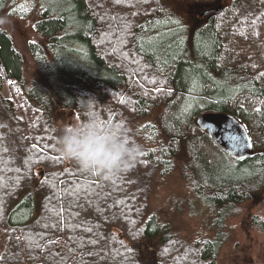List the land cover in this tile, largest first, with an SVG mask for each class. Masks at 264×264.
Returning a JSON list of instances; mask_svg holds the SVG:
<instances>
[{
  "label": "trees",
  "instance_id": "1",
  "mask_svg": "<svg viewBox=\"0 0 264 264\" xmlns=\"http://www.w3.org/2000/svg\"><path fill=\"white\" fill-rule=\"evenodd\" d=\"M215 1L0 0L40 36L27 79L0 27V264H144L143 244L151 264H217L215 239L179 237L150 205L176 169L215 220L264 197V0L199 16ZM63 111L123 130L139 160L110 179L82 171L58 145ZM206 111L234 115L253 154L226 153L196 124Z\"/></svg>",
  "mask_w": 264,
  "mask_h": 264
},
{
  "label": "rangeland",
  "instance_id": "2",
  "mask_svg": "<svg viewBox=\"0 0 264 264\" xmlns=\"http://www.w3.org/2000/svg\"><path fill=\"white\" fill-rule=\"evenodd\" d=\"M188 9L189 6L186 9L187 17L191 18ZM0 27L11 34L15 46L24 55L25 76L30 79L37 65L30 54V42L40 40L32 18L13 16L4 10L0 12ZM0 71L3 73L1 66ZM3 95L12 98L14 105L19 106L15 85L7 78L4 80ZM22 110H19L21 114ZM55 122L72 126L78 123V119L74 113L63 111L55 116ZM250 204L252 208H249ZM150 205L151 210L159 212L162 221L179 237L215 239L220 244L217 264H264V197L241 204L237 209L239 213L236 211L235 215L215 220L217 212L209 210L208 205L195 195L176 169L157 184ZM253 216H257L258 220H252ZM6 238V230L0 228V253ZM154 255L152 246L142 245L141 258L144 264H151Z\"/></svg>",
  "mask_w": 264,
  "mask_h": 264
},
{
  "label": "clouds",
  "instance_id": "3",
  "mask_svg": "<svg viewBox=\"0 0 264 264\" xmlns=\"http://www.w3.org/2000/svg\"><path fill=\"white\" fill-rule=\"evenodd\" d=\"M58 145L66 159L82 171L112 178L133 166L142 147L131 143L123 130L86 119L65 128Z\"/></svg>",
  "mask_w": 264,
  "mask_h": 264
},
{
  "label": "water",
  "instance_id": "4",
  "mask_svg": "<svg viewBox=\"0 0 264 264\" xmlns=\"http://www.w3.org/2000/svg\"><path fill=\"white\" fill-rule=\"evenodd\" d=\"M223 11L220 0L208 4L199 16L216 15ZM199 128L206 131L235 160L253 154V143L244 125L232 114L206 111L196 118Z\"/></svg>",
  "mask_w": 264,
  "mask_h": 264
}]
</instances>
